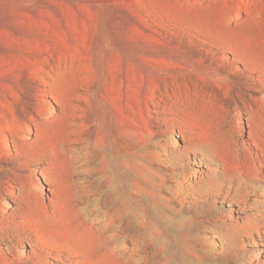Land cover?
Listing matches in <instances>:
<instances>
[{"label": "rangeland", "instance_id": "rangeland-1", "mask_svg": "<svg viewBox=\"0 0 264 264\" xmlns=\"http://www.w3.org/2000/svg\"><path fill=\"white\" fill-rule=\"evenodd\" d=\"M0 264H264V0H0Z\"/></svg>", "mask_w": 264, "mask_h": 264}]
</instances>
